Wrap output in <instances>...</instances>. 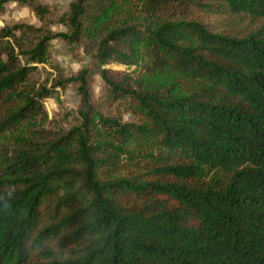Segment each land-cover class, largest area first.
<instances>
[{"label": "trees", "instance_id": "trees-1", "mask_svg": "<svg viewBox=\"0 0 264 264\" xmlns=\"http://www.w3.org/2000/svg\"><path fill=\"white\" fill-rule=\"evenodd\" d=\"M218 8L264 20V0H70L65 31L0 29V264H264V25L190 17ZM55 39L93 65L34 87ZM71 84L80 119L43 130Z\"/></svg>", "mask_w": 264, "mask_h": 264}, {"label": "rangeland", "instance_id": "rangeland-1", "mask_svg": "<svg viewBox=\"0 0 264 264\" xmlns=\"http://www.w3.org/2000/svg\"><path fill=\"white\" fill-rule=\"evenodd\" d=\"M45 5L47 12L39 16L31 7L17 2H10L0 9V29L12 26L16 23H27L35 28L43 26L45 23L52 31H65V24L62 19L68 10L70 0H37ZM193 19L212 23L215 31L229 34L242 35L249 30L256 29L264 25V20L244 17L242 14H230L219 8L210 12H194ZM25 39V38H23ZM28 40H25V43ZM92 58L82 46L75 47L60 40L50 42L47 52V61L38 65L31 77V85L34 87L51 86L55 81L64 76H71L82 67H91ZM113 70L120 71L127 77L136 80L139 78L137 66L111 63L106 65ZM93 86L95 95H103L102 82L94 77ZM79 96L76 85H69L66 88H56L52 94L44 101V123L43 130H64L79 119ZM108 109H118L117 104L107 105ZM126 117V113L120 110Z\"/></svg>", "mask_w": 264, "mask_h": 264}]
</instances>
